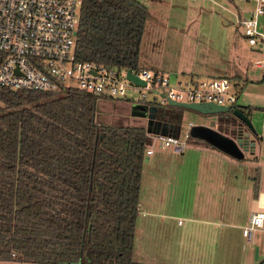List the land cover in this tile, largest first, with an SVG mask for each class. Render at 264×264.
Returning <instances> with one entry per match:
<instances>
[{"label": "trees", "instance_id": "trees-1", "mask_svg": "<svg viewBox=\"0 0 264 264\" xmlns=\"http://www.w3.org/2000/svg\"><path fill=\"white\" fill-rule=\"evenodd\" d=\"M151 17L140 0H83L76 59L138 69ZM101 98L0 85V264L134 263L152 138L148 125L101 122ZM218 115V130L235 136L240 119ZM183 117L182 107L157 105L151 133L165 124L179 133Z\"/></svg>", "mask_w": 264, "mask_h": 264}, {"label": "crops", "instance_id": "crops-1", "mask_svg": "<svg viewBox=\"0 0 264 264\" xmlns=\"http://www.w3.org/2000/svg\"><path fill=\"white\" fill-rule=\"evenodd\" d=\"M250 8L239 9L236 19ZM260 28L264 32V15ZM241 34L234 46L246 50L248 63L239 61L232 78L237 106L249 107L257 131L254 150L236 158L192 139L178 161L174 150L160 151L153 165L159 172L140 193L133 264H264V226L252 242L243 235L251 213L264 211V68L253 65L261 52Z\"/></svg>", "mask_w": 264, "mask_h": 264}, {"label": "built area", "instance_id": "built-area-1", "mask_svg": "<svg viewBox=\"0 0 264 264\" xmlns=\"http://www.w3.org/2000/svg\"><path fill=\"white\" fill-rule=\"evenodd\" d=\"M83 0H0V51L4 58L0 63V85L11 88L59 90L77 87L107 98H128L129 88H139L141 99L134 102L149 105H170L169 100L184 102H214L227 105L230 111L237 109L239 89L234 79L226 76L195 77L176 76L171 82L169 73H159L148 68L133 69L145 85H138L127 78V70L97 64L94 61L76 59L75 51ZM253 6L244 15H238L249 44L261 52L253 65L264 68V32L260 18L264 15V0H248ZM123 76V77H122ZM147 92L159 95L146 99ZM130 102V101H129ZM189 122L184 133L171 130L167 134L151 133L146 153L154 152L155 140L162 147H171L176 153L189 146ZM264 226V211L251 213L243 235L254 241L256 231Z\"/></svg>", "mask_w": 264, "mask_h": 264}, {"label": "rangeland", "instance_id": "rangeland-1", "mask_svg": "<svg viewBox=\"0 0 264 264\" xmlns=\"http://www.w3.org/2000/svg\"><path fill=\"white\" fill-rule=\"evenodd\" d=\"M140 1L148 6L152 17L146 22L141 42L139 68L169 73L171 82L174 83L177 75L205 78L226 76L233 79L232 72L236 69L235 67L241 65L239 61L244 66L247 65L246 50H240L234 45L237 38L243 39L242 28L239 26V29L237 28L236 15L239 9L253 6V3L248 0ZM142 91L144 90L139 88H129L127 97L130 102L125 98H101L99 120L104 123L147 125L145 117L135 115L131 111V100L140 98ZM155 96L160 99L159 95H154L152 92H147L145 98L153 99ZM182 108L184 110L182 133L187 131L190 121L213 127L217 125L218 113H202L190 108ZM152 148L154 153L148 155L149 160L145 161L142 169V195L144 187L146 188L148 182L154 179V173L159 172L153 165L160 151L173 152L171 147L162 148L157 140L153 142ZM179 155L181 153L174 154L176 158L174 161H178ZM156 219H160L159 215ZM162 219L161 217V221ZM178 219L177 217L176 223ZM180 219L183 222L184 218L180 217ZM172 221L173 217H171L170 225L174 228ZM172 230H175L177 234L178 229ZM242 242L246 244L245 237L242 238Z\"/></svg>", "mask_w": 264, "mask_h": 264}, {"label": "water", "instance_id": "water-1", "mask_svg": "<svg viewBox=\"0 0 264 264\" xmlns=\"http://www.w3.org/2000/svg\"><path fill=\"white\" fill-rule=\"evenodd\" d=\"M126 76L130 81L134 82L135 84H146V81L140 79L133 72L132 68H128ZM169 104L173 106L190 108L193 110L200 111L202 113L219 114L224 112H231L229 106L220 105L214 102H184L170 99ZM156 110L157 106L141 102H134L131 106V111L133 114L148 119V132H152L150 126L154 123ZM231 113H233V115L239 118L242 123L239 125L237 129V134L235 136L221 132L217 128L206 124H194L190 129V133L192 137L202 139L236 158H243L245 152L254 150L255 138L252 137V134H257V131L250 117L244 111L237 108L232 110ZM159 132L162 134L169 133L170 130L168 128V124L162 126ZM148 160L149 157L147 155L145 161ZM255 258H258V247H256Z\"/></svg>", "mask_w": 264, "mask_h": 264}, {"label": "flooded vegetation", "instance_id": "flooded-vegetation-1", "mask_svg": "<svg viewBox=\"0 0 264 264\" xmlns=\"http://www.w3.org/2000/svg\"><path fill=\"white\" fill-rule=\"evenodd\" d=\"M147 120V122H148V119H146Z\"/></svg>", "mask_w": 264, "mask_h": 264}]
</instances>
